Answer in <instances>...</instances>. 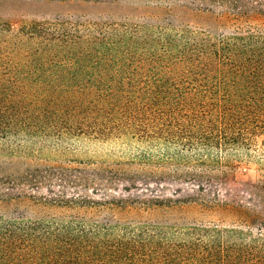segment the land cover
<instances>
[{
  "label": "trees",
  "instance_id": "trees-1",
  "mask_svg": "<svg viewBox=\"0 0 264 264\" xmlns=\"http://www.w3.org/2000/svg\"><path fill=\"white\" fill-rule=\"evenodd\" d=\"M201 1L239 15L264 8V0ZM7 33L0 45V143L55 114L70 119V131L79 125L163 146L158 167L175 166L176 177L181 168L212 169L223 150L250 153L262 137L264 145V26L225 35L156 20L57 18L16 33L0 26V36ZM96 176L72 183L95 185ZM22 179L36 185L33 173ZM6 185L14 189L15 182L0 179ZM12 196L0 190L1 201ZM61 201L112 205L86 196ZM259 231L0 214V264H264ZM178 235L192 238L191 246L174 248Z\"/></svg>",
  "mask_w": 264,
  "mask_h": 264
},
{
  "label": "rangeland",
  "instance_id": "rangeland-1",
  "mask_svg": "<svg viewBox=\"0 0 264 264\" xmlns=\"http://www.w3.org/2000/svg\"><path fill=\"white\" fill-rule=\"evenodd\" d=\"M236 15L238 12L228 7L201 0H0V26L10 28L12 33L27 23L57 18H111L131 23L156 20L225 35L264 26V8L250 6L246 14ZM8 39V33L2 34L0 45L4 47ZM50 118V123L27 126L0 143V179L15 182L14 189L0 186V190L13 195L11 200H0V214L196 224L235 228L253 235H258L260 229L264 232L263 137L256 140L250 153L240 148L223 150L212 169L181 168L183 175L176 177L175 166L158 167L163 146L104 137L79 125L70 131V119L55 114ZM30 173L36 176V185L22 179ZM95 175L99 178L95 185L72 183L76 178ZM106 178H112L113 183H105ZM82 196L96 202L108 200L112 205H61V200ZM191 239L178 235L171 244L174 248L190 247ZM246 242L250 243L249 239ZM206 244L203 240L202 245ZM172 264L192 263L178 260Z\"/></svg>",
  "mask_w": 264,
  "mask_h": 264
}]
</instances>
